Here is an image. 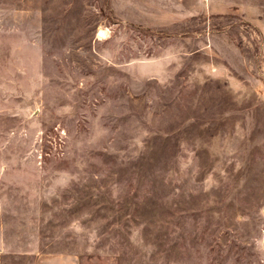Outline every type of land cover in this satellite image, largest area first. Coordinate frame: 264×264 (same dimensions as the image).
Returning <instances> with one entry per match:
<instances>
[{
  "label": "rangeland",
  "instance_id": "rangeland-1",
  "mask_svg": "<svg viewBox=\"0 0 264 264\" xmlns=\"http://www.w3.org/2000/svg\"><path fill=\"white\" fill-rule=\"evenodd\" d=\"M0 252L264 264V0H0Z\"/></svg>",
  "mask_w": 264,
  "mask_h": 264
},
{
  "label": "crops",
  "instance_id": "crops-1",
  "mask_svg": "<svg viewBox=\"0 0 264 264\" xmlns=\"http://www.w3.org/2000/svg\"><path fill=\"white\" fill-rule=\"evenodd\" d=\"M6 253L0 252V264H2L1 259ZM33 255V264H81L80 257L74 253L37 252Z\"/></svg>",
  "mask_w": 264,
  "mask_h": 264
}]
</instances>
